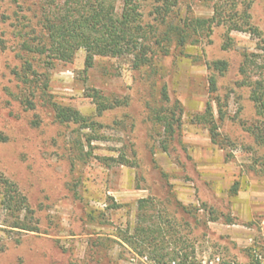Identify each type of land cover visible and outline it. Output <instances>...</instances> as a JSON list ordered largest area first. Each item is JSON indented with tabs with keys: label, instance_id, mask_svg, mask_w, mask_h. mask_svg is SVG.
Returning a JSON list of instances; mask_svg holds the SVG:
<instances>
[{
	"label": "rangeland",
	"instance_id": "obj_1",
	"mask_svg": "<svg viewBox=\"0 0 264 264\" xmlns=\"http://www.w3.org/2000/svg\"><path fill=\"white\" fill-rule=\"evenodd\" d=\"M19 1H0V132L8 137L0 141V171L27 198L33 217L26 221L39 230L13 231V218L2 214L0 264H158L156 247L171 264H264V145L248 129L259 117L240 73L244 53H263L264 0H238L262 37L233 30L228 48L227 27L218 25L184 49L173 44L165 54L155 47L141 68L132 56L105 55L88 68L84 49L72 62L41 64L47 88L33 108L16 73L23 63L19 30L36 25L40 0ZM213 4L184 0L182 18L190 11L211 17ZM141 10L144 22L159 27L153 0H142ZM213 60L228 62L217 78L223 117L214 102L226 148L194 121L212 97ZM165 87L184 108L182 142L167 151L151 118L165 104ZM94 90L118 104L99 114ZM53 103L96 124L60 122ZM141 227L159 230L152 246Z\"/></svg>",
	"mask_w": 264,
	"mask_h": 264
},
{
	"label": "trees",
	"instance_id": "obj_2",
	"mask_svg": "<svg viewBox=\"0 0 264 264\" xmlns=\"http://www.w3.org/2000/svg\"><path fill=\"white\" fill-rule=\"evenodd\" d=\"M1 1V0H0ZM19 3V0H12ZM238 0H214L211 17H200L190 11L182 18L184 0H153L155 23L144 22L142 0H40L37 3L38 22L36 25L24 24L19 30L22 38L21 52L23 63L17 75L24 87L25 104L33 108L39 90L47 88V79L38 72L44 63L55 61L72 62L80 49L86 52V66L91 68L95 56L133 57L134 68H141L151 63L155 47L167 54L170 46L175 44L184 49L189 43L199 42L204 32L211 34L218 25L227 27L228 38L223 45L228 48L233 43L230 33L233 30L249 31L251 35L261 36V31L251 22L248 7L240 10ZM194 36L196 37L195 39ZM258 49L263 53H244L240 66L243 84L250 88V98L254 103L259 120L248 127L259 145H264V39ZM4 46V41L0 40ZM183 52V51H182ZM211 74L208 77V90L212 95L205 111L194 116V121L207 126L212 142L222 148L229 146L230 141L219 131L215 116L214 102L219 106L223 117V105L218 92V75L228 70L226 60H213L207 63ZM96 104L99 114L113 108L119 100L112 101L97 90L90 95ZM162 104L154 109L151 118L160 127V146L167 151L173 141L181 140L184 108L178 100L171 101L167 88L162 91ZM55 116L60 122H74L83 127H91L95 122L82 115L78 110L53 103ZM8 137L0 132V141ZM230 156V154L228 155ZM264 170V163H261ZM0 224L2 214L13 218V231H35V225H29L27 219L33 217L27 198L17 184L0 171ZM23 216V217H22ZM140 235L146 236L153 245V237L159 230L153 227L137 229ZM18 241V240H17ZM156 247L155 258L158 264H171L164 261L165 254ZM154 250V249H153ZM170 254V253H168ZM169 260H177V255ZM182 264V263H179Z\"/></svg>",
	"mask_w": 264,
	"mask_h": 264
}]
</instances>
